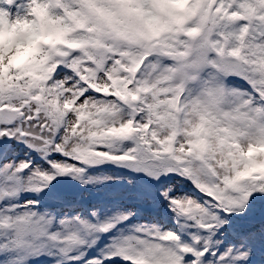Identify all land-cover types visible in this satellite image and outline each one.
Wrapping results in <instances>:
<instances>
[{"label": "snow or ice", "instance_id": "6c2138e0", "mask_svg": "<svg viewBox=\"0 0 264 264\" xmlns=\"http://www.w3.org/2000/svg\"><path fill=\"white\" fill-rule=\"evenodd\" d=\"M0 264H264V0H0Z\"/></svg>", "mask_w": 264, "mask_h": 264}]
</instances>
